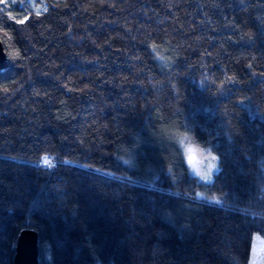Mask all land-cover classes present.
Masks as SVG:
<instances>
[{"label":"trees","instance_id":"obj_1","mask_svg":"<svg viewBox=\"0 0 264 264\" xmlns=\"http://www.w3.org/2000/svg\"><path fill=\"white\" fill-rule=\"evenodd\" d=\"M42 1L0 3V264L22 229L38 264H264V0Z\"/></svg>","mask_w":264,"mask_h":264},{"label":"rangeland","instance_id":"obj_2","mask_svg":"<svg viewBox=\"0 0 264 264\" xmlns=\"http://www.w3.org/2000/svg\"><path fill=\"white\" fill-rule=\"evenodd\" d=\"M1 5L3 6H9L13 7L15 4H18L19 6L27 7L28 10H31L35 13H40L45 10V4L42 0H0ZM193 149L192 155H194V160L192 162L189 161V149ZM212 154L210 151L204 147H200L194 144H191L185 148V156L187 160V167L189 174L194 176L199 183H209L212 179V175L218 170V167L216 166L212 170H208L206 165L208 162V159L210 158ZM201 161H204V163H201ZM193 164L196 165V167H193ZM217 164V162H216ZM211 173L210 179L205 180L204 176ZM199 196L202 195V193H198ZM210 202L216 203L217 199L212 198L210 199Z\"/></svg>","mask_w":264,"mask_h":264},{"label":"water","instance_id":"obj_3","mask_svg":"<svg viewBox=\"0 0 264 264\" xmlns=\"http://www.w3.org/2000/svg\"><path fill=\"white\" fill-rule=\"evenodd\" d=\"M6 57L0 41V70L6 68ZM12 264H38L37 234L32 229H22L16 239Z\"/></svg>","mask_w":264,"mask_h":264},{"label":"clouds","instance_id":"obj_4","mask_svg":"<svg viewBox=\"0 0 264 264\" xmlns=\"http://www.w3.org/2000/svg\"><path fill=\"white\" fill-rule=\"evenodd\" d=\"M217 161H218V156L211 155L210 158L208 159V162L206 165L207 169L208 170L214 169L217 166V164H216ZM201 163H204V161H201Z\"/></svg>","mask_w":264,"mask_h":264},{"label":"snow or ice","instance_id":"obj_5","mask_svg":"<svg viewBox=\"0 0 264 264\" xmlns=\"http://www.w3.org/2000/svg\"><path fill=\"white\" fill-rule=\"evenodd\" d=\"M188 151H189V153H190V155H189V161L192 162V161L194 160V158H195L194 155H192V153H193V149L190 148ZM193 167H196V165L193 164ZM210 175H211V173L209 172V174H207V175L204 176V179H205V180L210 179Z\"/></svg>","mask_w":264,"mask_h":264}]
</instances>
